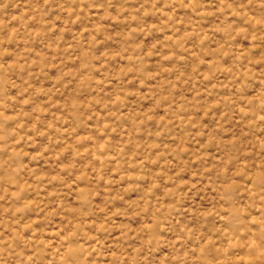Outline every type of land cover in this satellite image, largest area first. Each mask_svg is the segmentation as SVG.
I'll return each mask as SVG.
<instances>
[{
	"label": "rangeland",
	"instance_id": "rangeland-1",
	"mask_svg": "<svg viewBox=\"0 0 264 264\" xmlns=\"http://www.w3.org/2000/svg\"><path fill=\"white\" fill-rule=\"evenodd\" d=\"M0 264H264V0H0Z\"/></svg>",
	"mask_w": 264,
	"mask_h": 264
}]
</instances>
